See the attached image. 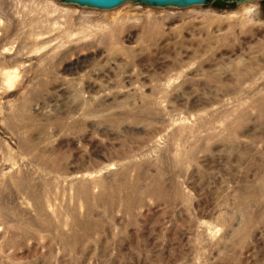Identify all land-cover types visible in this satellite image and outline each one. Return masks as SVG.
Wrapping results in <instances>:
<instances>
[{"label": "rangeland", "instance_id": "rangeland-1", "mask_svg": "<svg viewBox=\"0 0 264 264\" xmlns=\"http://www.w3.org/2000/svg\"><path fill=\"white\" fill-rule=\"evenodd\" d=\"M0 264H264V0H0Z\"/></svg>", "mask_w": 264, "mask_h": 264}, {"label": "water", "instance_id": "water-1", "mask_svg": "<svg viewBox=\"0 0 264 264\" xmlns=\"http://www.w3.org/2000/svg\"><path fill=\"white\" fill-rule=\"evenodd\" d=\"M64 4H73L100 11L113 10L120 5L130 2L142 4L152 8H177L184 9L192 6H205L215 0H59ZM229 3L255 2L258 0H223Z\"/></svg>", "mask_w": 264, "mask_h": 264}]
</instances>
